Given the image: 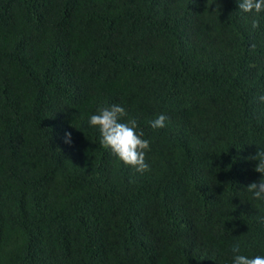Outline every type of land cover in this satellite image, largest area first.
Returning <instances> with one entry per match:
<instances>
[{
  "label": "trees",
  "instance_id": "16d2710c",
  "mask_svg": "<svg viewBox=\"0 0 264 264\" xmlns=\"http://www.w3.org/2000/svg\"><path fill=\"white\" fill-rule=\"evenodd\" d=\"M262 95L264 12L238 0H0V264L264 256ZM112 104L144 174L88 123Z\"/></svg>",
  "mask_w": 264,
  "mask_h": 264
},
{
  "label": "clouds",
  "instance_id": "9594fccd",
  "mask_svg": "<svg viewBox=\"0 0 264 264\" xmlns=\"http://www.w3.org/2000/svg\"><path fill=\"white\" fill-rule=\"evenodd\" d=\"M239 9L244 13L260 14L264 12V0H238ZM260 26V20L253 18L251 27L257 29ZM254 48L255 45H252ZM264 102V95L259 97ZM127 116L126 109L120 105L112 104L110 106H102L89 118V125L99 129L100 144L111 151L124 164L131 166L137 173L144 174L150 170V165L146 161V153L150 151V141L143 139L144 132L137 131L138 123L136 119L123 118ZM169 118L160 114L156 119L150 121V127L160 129L166 126ZM65 142L71 143V133H65ZM250 160H257L255 171L264 174V149L259 148L257 153L248 157ZM131 182V180H130ZM247 191L252 194V198L256 200H264V176L259 182H252L247 185ZM232 252L234 256L230 259L229 264H264V256L256 255L249 257L241 252L239 242L233 244Z\"/></svg>",
  "mask_w": 264,
  "mask_h": 264
}]
</instances>
